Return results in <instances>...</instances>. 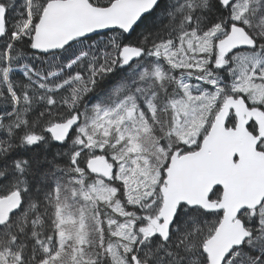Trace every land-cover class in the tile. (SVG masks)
<instances>
[{"label":"snow or ice","instance_id":"obj_1","mask_svg":"<svg viewBox=\"0 0 264 264\" xmlns=\"http://www.w3.org/2000/svg\"><path fill=\"white\" fill-rule=\"evenodd\" d=\"M0 264H264V0H0Z\"/></svg>","mask_w":264,"mask_h":264}]
</instances>
